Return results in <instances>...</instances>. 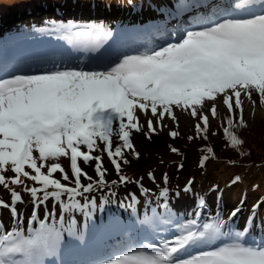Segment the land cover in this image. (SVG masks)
Wrapping results in <instances>:
<instances>
[{"label":"snow or ice","instance_id":"snow-or-ice-1","mask_svg":"<svg viewBox=\"0 0 264 264\" xmlns=\"http://www.w3.org/2000/svg\"><path fill=\"white\" fill-rule=\"evenodd\" d=\"M212 15L214 19L186 30L176 42L108 65L61 61L31 73L0 74V186L11 197L10 202L0 199V207L13 216L11 228L0 225V264H45L60 232L48 222L51 213L39 218L36 207L50 199L66 209L87 207L77 197L107 185L102 154L117 174L121 164L128 163L126 151L139 158L132 134L144 130L141 116L148 138L167 126L166 119L178 126L176 110L189 115L196 133L206 136L210 119L223 107L228 113L225 136L232 147L243 144L232 129L247 127L245 99L254 108L255 92L264 105V0H228ZM69 31L73 41L85 47L111 37L102 25ZM169 135L176 138L179 133ZM114 136L119 141L115 145ZM206 151L211 154L213 149ZM208 159L205 155L200 166ZM93 162L95 180L82 167ZM9 171L12 176L6 175ZM238 181L236 177L233 182ZM119 182L128 183V177L120 174ZM21 185L34 203L27 235L19 227L23 217L15 207L23 198L10 187ZM161 196H167V189ZM90 203L94 206L95 200ZM238 212L234 210L229 221ZM229 221L217 214L208 222L178 225L172 238L140 243L103 264H264V239H250L247 226L233 231ZM37 222L39 227L33 228Z\"/></svg>","mask_w":264,"mask_h":264},{"label":"rangeland","instance_id":"rangeland-1","mask_svg":"<svg viewBox=\"0 0 264 264\" xmlns=\"http://www.w3.org/2000/svg\"><path fill=\"white\" fill-rule=\"evenodd\" d=\"M218 1L220 0H209L208 8L216 6L215 4H217ZM197 8L198 7H193V10L195 11ZM215 9L217 8L215 7ZM172 11L175 12V16L180 12L176 5L171 7L170 15L172 14ZM157 17L156 20L141 23L139 29L144 31V33L149 32V30L157 31L159 29V24L165 21L164 16H160V19L159 16ZM214 18L215 17L212 16V19ZM13 20H15V18ZM64 20L72 30H87L89 27L102 25L106 30L111 31V37L100 42L93 41L87 47L80 46L73 41L70 31H64V33H61L60 35L54 33L51 30L54 23L45 17H40V20L34 27L33 33L29 34V36H23L22 33L16 31L8 33L5 31L2 33L0 41V68L3 69V72L1 74L31 73L33 71H39L51 67L53 61L48 60L43 54L36 55V61L29 64L30 59L27 56H24V54L35 48L45 52V49L51 50L53 48L55 49L57 46H62L58 47V49L75 52L76 55H83L88 58L83 59V61H91L92 57L89 56V53L91 48L96 46L98 54L102 53L110 57L108 60L91 64V66L108 65L118 61L125 55H132L131 53L126 54L121 52L119 47L122 45V41L118 38H121L123 35H120L121 33L119 34L117 29L113 28L114 26L112 24L114 23H112L110 17L107 19H98L99 21L93 24H83V21H80L79 17L73 14L64 16ZM209 20V17H205L200 25L207 23ZM60 24H62V22H60ZM164 25H167L168 27L169 23H166L165 21ZM73 26H75V28H73ZM188 27L190 26L181 29L178 34H176V30H173L170 35L164 36L165 39H160V41L154 37V40L150 42L151 37H153L151 36L150 39L143 42V50L141 52L153 48H159L169 42H176V37L185 33L186 30H189ZM131 35L133 37L140 36L138 32H134ZM18 41H20V43ZM45 42H50L52 45L44 47L42 44H46ZM23 46H25V48H23ZM56 59H59L54 61L57 63L63 61L70 64H79L78 60L72 62L74 59L71 62H69V60L64 61L63 59H67L64 57H58ZM252 99L256 101L254 108L252 103L247 99H245L244 102L243 118L249 128H251L256 121L264 119V105L260 104L259 97L255 92L252 93ZM218 112L219 115L216 118L210 119V126L217 119H221L228 115L226 109L223 107H219ZM176 114L179 119L178 126L173 121L166 119L164 123L167 126L162 130H158L160 135H152L149 139H145L144 137V131L147 127L144 117L141 116V123L144 124V130L141 132H133L132 134V141L135 145V151L139 153V158H137L131 151H126L125 158L128 160V163L121 164V173H124L126 170L130 171L133 176L132 180L138 181V186H132L131 194H146L151 198L153 203L151 205L147 204L144 207H135V205H133L129 207L128 215L126 216L121 213L115 215L113 217L115 222H110L112 225L109 229L105 226L104 220L99 218L98 212L95 208L90 209L93 213L82 225L78 222L75 215L70 216L64 221L65 225L56 228L60 232V239L54 254L44 258L45 264H63V259L66 255L71 256L81 252L90 255L94 251L99 250L101 246H104L109 239L114 238L122 237L126 240L128 239V243H131L130 245L136 246V241H138L139 237L141 239L146 237L145 240L149 238L146 242L153 241L158 244L163 239L172 238V236L179 231L178 225L187 224L194 220L199 223L208 222L215 218L217 214H219L225 221H229V217L236 209H239V212L229 221V227L233 231H239L247 226L249 228L250 239H254L257 242L264 239L263 209L260 210V208L256 206L253 210H250L251 208H249L244 202L238 204L231 201L229 199L230 195L228 194H220L219 196H216L214 195L215 193H212L210 195H204V198L201 199L200 203L193 199L191 194L193 184L188 186L187 182L191 178L190 176L198 171L200 167L199 161H197V155H199L198 151H200V149H198L197 145L192 144V141L194 140L193 133L195 131L194 124L196 122L184 112L176 110ZM170 131H177L179 135L176 138H172L169 135ZM167 137H170L173 144V146L169 148L167 147ZM189 137H193V139H189ZM113 143L114 145L119 143L118 138L115 136L113 137ZM172 148H176L178 151L173 152L171 150ZM102 155L104 158V166L107 169V183H109V181H112V183L113 181L118 182L117 176L114 173L115 169L114 167L112 168L107 155ZM61 162L66 168L68 167V161L66 158H62ZM93 165L94 162L93 164L88 165L82 164V167L84 171L95 180L96 175ZM149 173H151V177L149 176ZM6 175L12 176L13 174L9 171ZM56 175L57 178H59V174ZM165 177L167 179H165ZM130 181L131 179H128V183L125 184H132L129 183ZM82 183L87 184L89 181L82 178ZM128 185L126 186L128 187ZM10 187H14L23 198V202L18 203L15 207L17 212L23 217L22 222H18L19 227L24 230V233L27 235L28 220L34 208L31 204H25V202L27 199L29 200L31 196L24 191V186ZM186 187L190 190L184 191ZM114 189L119 194L116 199L117 204H126V201L128 200L124 197V188L120 186ZM165 189H167V196H161V192ZM183 192H186L187 194L182 195ZM95 193L96 191L90 192V195H88L89 198L95 197ZM98 193H101V190H99ZM178 196L181 197L178 198ZM157 198L159 199L157 200ZM0 199H3L6 202H10L11 200L9 190L3 186H0ZM77 199L79 198L77 197ZM152 205L156 208H152ZM35 210L39 218L45 217L42 209L36 208ZM257 212H259V216L257 215ZM57 214L58 213L55 212L52 216L56 217ZM250 218L252 219L249 224ZM48 222L50 224L54 222L56 227L55 219L50 222L48 217ZM0 225L3 226V229H9L13 226V216L8 208L0 207ZM32 227H39V223H34ZM128 247L132 248L133 246Z\"/></svg>","mask_w":264,"mask_h":264},{"label":"trees","instance_id":"trees-1","mask_svg":"<svg viewBox=\"0 0 264 264\" xmlns=\"http://www.w3.org/2000/svg\"><path fill=\"white\" fill-rule=\"evenodd\" d=\"M171 2L179 6L180 10L187 11L191 10L196 0H0V35L1 31L4 30L1 29V25L10 21L5 25L6 29L8 28L5 30L7 33L16 31L22 33L23 36H29L33 33L40 17H45L53 22L52 32L60 35L70 29L64 20V16L72 14L79 17L83 24H93L99 21L98 19L110 17L114 23L112 24L114 29H124L131 26V23L140 26L145 21L156 20L157 16H165L168 19L172 17L169 15ZM14 18L15 20H13ZM227 116L217 119L209 127L206 136L204 134L198 135L194 131L192 144L197 145L200 149L199 155H197L199 166L205 155L209 156V159L203 167L200 166L199 170L190 176L187 184L188 186L193 184L191 194L193 199L197 201H201L204 195L212 193H215L216 196L228 194L231 201L238 204L244 202L251 208L250 210H253L254 206L257 205L260 210H264V119L256 121L251 128L248 125L247 127H234L232 131L243 141V144L232 147L228 137L224 134V128L227 127ZM145 133H147V129L144 131V137L149 139ZM149 135L157 136L160 133L157 131L155 134ZM166 139L168 141L167 147L173 146L170 137ZM207 148H212L213 152L208 153ZM114 173L118 182L113 184L112 181H109L106 186L94 188L95 197L89 198V193H84L78 197L82 205L88 204L87 207L66 209L62 204L50 199L36 208L42 209L45 216L51 213L49 219L50 222L56 220V228L65 225L64 221L73 215L79 222H86L93 213L90 209L95 208L99 218L104 220L108 228L112 225L110 222L115 215L128 214L129 206L144 207L153 203L146 194H131L132 186L139 184L138 181L132 180L133 176L130 171L126 170L124 173H120L131 179L129 183L132 184L130 185L120 183V174H117L115 170ZM236 177H239V181L234 183ZM25 185L32 187L33 182L25 180ZM22 186L24 185L17 187ZM120 186L124 188V197L128 200L126 204L121 203V205L116 202L119 194L114 189ZM99 190L101 193H98ZM184 194L187 193L183 192L182 195ZM133 196L135 199L132 198ZM180 197L178 196V198ZM93 199L95 200L94 206L90 203ZM27 203L34 208L32 197L26 200L25 204ZM64 203H67V199L64 200ZM152 208L156 207L152 205ZM55 212L58 214L53 217L52 214ZM257 215H260L259 212Z\"/></svg>","mask_w":264,"mask_h":264},{"label":"bare ground","instance_id":"bare-ground-1","mask_svg":"<svg viewBox=\"0 0 264 264\" xmlns=\"http://www.w3.org/2000/svg\"><path fill=\"white\" fill-rule=\"evenodd\" d=\"M177 210V209H176Z\"/></svg>","mask_w":264,"mask_h":264}]
</instances>
